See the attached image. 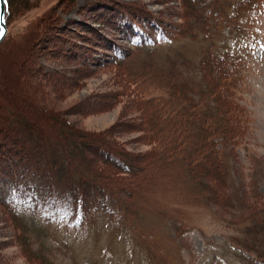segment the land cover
<instances>
[{"label":"rangeland","instance_id":"rangeland-1","mask_svg":"<svg viewBox=\"0 0 264 264\" xmlns=\"http://www.w3.org/2000/svg\"><path fill=\"white\" fill-rule=\"evenodd\" d=\"M236 1L200 0L198 3L206 5L205 15L210 10L218 14L219 10L228 17L229 25L220 26L209 33L211 36L204 37L194 29L198 37L186 39L184 44L193 56L192 61H197L204 43L217 56L227 52L238 58L237 74L241 79L230 90L247 111L249 121L232 177L236 186H242L241 181L245 183L244 176H248L254 188L264 191V0H258L256 5L244 0L239 3L240 10ZM92 2L101 3L102 7L83 11L79 15L87 12L90 21L80 22L76 12ZM10 3L7 21L4 17L8 34L0 43V158L4 156L2 148L8 144L18 148L23 143L28 154L30 147L48 146L52 152L57 146L66 145L70 149L76 146L73 155L82 167L114 184L120 192H134L137 188L133 184L146 179L144 186L141 184L140 188L141 182L138 185L140 195L135 194V200L144 205L128 221L118 216L117 225L113 219L99 214L80 225L54 220L48 228L57 241L55 245L63 242L67 246L66 251L55 252L57 264H258L259 259H253L257 258L255 247L247 252L234 242L239 237L244 239L242 229L247 217H224L215 195L210 198L211 203L194 195L188 178L171 160L167 161L169 170L158 172L155 163L158 159H154L158 158V152L152 149L149 139L152 131L166 143L175 135L173 145L180 152H186L183 142L188 143L193 133L188 129L185 132L184 124L172 129L165 120L153 119L124 84L122 70L107 65L112 49H121L124 54L132 50L118 26L130 20H147V24L155 23L151 26L155 31L160 30L158 23L170 28L168 25L178 24L184 16V1L10 0ZM112 4L116 9H110ZM247 8L251 12H246ZM68 19L72 20L69 24ZM95 32L102 36L99 44V38L89 42ZM67 39L73 40L74 49H69ZM95 45L100 50L93 48ZM166 49L164 46L159 51L164 53ZM138 59L129 70L139 69ZM154 68V78L143 85L147 91L144 99L167 100L168 92L161 87L165 84L162 73L158 66ZM191 74L189 71L188 75ZM192 77L195 78L194 74ZM150 124L154 127L148 130ZM36 151L39 156L34 160L42 161V151ZM106 152L111 154L107 157ZM115 155H119V163L127 158L137 167L134 177L115 164ZM211 172L210 177L217 174ZM2 181L0 176V187ZM0 195L4 196L1 190ZM246 200L257 209L251 211L264 209V196ZM15 230L0 208V264H34L35 258L28 260L18 247ZM146 237L151 239L150 243ZM23 240L26 245L27 239Z\"/></svg>","mask_w":264,"mask_h":264},{"label":"trees","instance_id":"trees-1","mask_svg":"<svg viewBox=\"0 0 264 264\" xmlns=\"http://www.w3.org/2000/svg\"><path fill=\"white\" fill-rule=\"evenodd\" d=\"M183 1L186 12L178 24L168 25L171 30L160 27L158 23L160 30L155 31V27H151L155 23L147 24L146 19L145 22L130 20L127 24L118 26L117 29L123 32L132 50L124 54L121 49H112L111 62L107 65L122 70L124 84L130 87V93L148 109L146 111L153 119L158 117L162 122L165 120L172 125V129L177 124L182 128L180 125L184 124L185 132L188 129L193 133L188 143L183 142L186 152H180L177 151V146L175 145V148L173 145L175 135L170 137L171 140L168 138L166 143L165 139L158 138L153 134L154 130L152 131L149 139L152 141V149L158 152V158L154 157L158 159L155 161L159 168L158 172L164 173L166 169L169 170L170 162H174L179 171L188 178L189 181H186L191 183L188 185L192 186L194 195L203 197L210 203V198L215 195L217 199L215 201L222 206L224 217H247L242 229L244 239L239 237L234 242L247 252L255 247L257 258L253 259H259L258 264H264V209L251 211L250 209H257L250 207L246 200V197L261 198L264 191L256 186L254 188L252 179L248 176H244L245 183L241 181L242 186H236L232 177L235 167L233 165L238 162L239 157L237 151L245 138L249 121L247 111L235 99L233 91L231 92L236 86L235 83H239L241 79L237 74L238 58L227 52L217 56L213 54L208 44L204 43L201 45L197 61H192L193 56L184 44L186 39L194 40L198 37L193 31L201 32V37L211 36L209 33L213 30L216 32L220 26L229 25V19L222 16L219 10H216L218 14L210 10V13L205 15L206 5L198 3L200 0ZM243 1H236L239 10L241 9L239 3ZM257 2L258 0L246 1L251 5H256ZM4 3V17L7 21L11 3L10 0H4ZM112 5L110 9H116L117 6ZM250 9L247 8L246 12H251ZM234 17L235 15L230 18ZM159 33L161 34L157 37ZM7 34L8 32L0 43ZM94 34L91 35L94 38H90L89 42L94 43L95 39L99 38L97 43H101L102 36L98 32ZM67 43L70 50L74 49L72 39H67ZM96 46L92 47L98 49ZM164 46H167L168 51L161 53L162 50L159 49ZM136 59L141 62L139 69L129 70L134 67ZM190 63L194 68L189 65ZM154 66H158L157 69L162 73L161 77L165 84L161 87H165L168 92L167 100L144 99L143 95L147 91L145 92L143 85L148 79L154 78ZM189 71L195 78L192 74L188 75ZM153 127L150 124L147 129ZM10 146L8 144L7 148H2L1 154L4 156L0 158L2 166L0 176L3 178L0 190L4 195H0V208L9 222L16 227L18 247L28 260L35 258L34 264L36 262L57 264L55 252L67 250L63 242L55 245L57 241L48 228L54 220L80 225L99 214L113 219L118 225V216L128 221L130 217L136 216L138 207L144 205V202L135 200V194H139L138 189L142 187L141 184L144 186L145 178L139 180L137 185L133 184L137 188L134 192H120L114 184L103 181L82 167L73 155L76 146L70 149L66 145H56L57 148L55 147L52 152L48 150V146L37 149L30 147L29 154L22 144L18 145V148ZM36 150L39 153L42 151V161L34 160L35 156V158L39 156L36 155ZM110 154L105 153L107 157ZM118 156L115 155V164L134 177L138 172L137 167L123 157L121 158L124 160L119 163ZM55 158H58V161ZM169 160L171 161L168 163ZM211 171L217 174L210 177ZM131 182L137 183V180ZM249 216H252L250 220ZM24 237L27 239V246L23 242ZM146 239H149L150 243L151 239L148 237ZM256 242L260 245L257 246ZM62 248L64 249L61 250Z\"/></svg>","mask_w":264,"mask_h":264},{"label":"bare ground","instance_id":"bare-ground-1","mask_svg":"<svg viewBox=\"0 0 264 264\" xmlns=\"http://www.w3.org/2000/svg\"><path fill=\"white\" fill-rule=\"evenodd\" d=\"M101 8L102 6H101V3H99L98 5H93V2L91 3V4H85V5H83L82 7H80L79 8V10L76 12L77 14H75V15H78V16H80L81 15V13L83 12V11H85L86 9H90V10H95V9H97V8ZM89 12V11H88ZM80 14V15H79ZM88 13L86 12L83 16H80V22H82V23H84L85 21H87V20H89V14L87 15ZM94 15V14H93ZM88 17V18H87ZM91 17V16H90ZM74 18V17H73ZM72 18V19H73ZM87 18V19H86ZM70 21L72 22V20L71 19H68L67 20V23L69 24L70 23ZM74 21V20H73ZM90 21V20H89ZM79 22V23H80ZM99 22V21H98ZM66 23V24H67ZM87 23V22H86ZM90 23V22H89ZM72 24V23H71ZM87 26V25H86ZM47 27V26H46ZM74 28V27H73ZM77 28H79V26L77 25ZM83 28V27H82ZM84 29V28H83ZM45 30V29H44ZM55 31V30H54ZM56 32V31H55ZM57 37H55V39H56ZM59 40V39H58ZM41 45V44H40ZM54 50V49H53ZM98 50H100V49H98ZM59 56V55H58ZM31 71V70H30ZM73 72V71H72ZM32 73V72H31ZM56 74V73H55ZM75 77V76H74ZM34 78V77H33ZM46 78V77H45ZM45 80V79H44ZM26 83V82H25ZM40 84V83H39ZM48 85V84H47ZM32 89V88H31ZM32 100V99H31ZM22 110V109H21ZM24 111V110H23ZM64 141V140H63ZM23 144V143H22ZM25 145H26V143H24ZM18 145V144H17ZM19 145H21L20 143H19ZM23 147V146H22ZM26 147V146H25ZM129 157V156H128ZM136 157V156H135ZM138 159V158H137ZM134 160V159H133ZM138 166V165H137ZM101 168V167H100ZM99 169V168H98ZM97 169V170H98ZM105 170V169H104ZM103 170V171H104ZM106 171V170H105ZM101 173V172H100ZM10 182V181H9Z\"/></svg>","mask_w":264,"mask_h":264},{"label":"water","instance_id":"water-1","mask_svg":"<svg viewBox=\"0 0 264 264\" xmlns=\"http://www.w3.org/2000/svg\"><path fill=\"white\" fill-rule=\"evenodd\" d=\"M5 4L4 0H0V40L6 32V25L4 21Z\"/></svg>","mask_w":264,"mask_h":264}]
</instances>
